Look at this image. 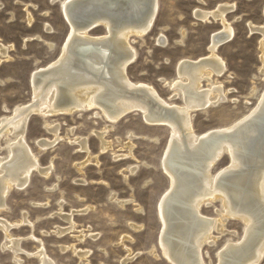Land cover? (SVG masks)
Segmentation results:
<instances>
[{
	"label": "rangeland",
	"instance_id": "obj_1",
	"mask_svg": "<svg viewBox=\"0 0 264 264\" xmlns=\"http://www.w3.org/2000/svg\"><path fill=\"white\" fill-rule=\"evenodd\" d=\"M219 3L234 4L233 11L226 14L233 35L216 48V53L225 62L226 71L211 77L212 84L221 86L225 99L192 112V126L197 134L231 125L255 108L264 90V73L259 72L260 56L264 59V39L263 49H260L262 36L259 32L250 33L247 21L257 25L264 21V0H158L153 28L132 42L137 60L128 68L130 79L153 86L162 99L180 105V95L171 99L173 92L165 82L175 77L174 64L179 58L197 59L209 54L211 35L221 28V24L212 19L198 20L193 11L198 7L213 10ZM68 32L57 2L0 0V44L9 47V58L0 62V116H9L14 105L31 101L30 73L57 59ZM90 33L101 36L106 30L99 26ZM161 34L166 39L163 46L156 40ZM47 42H52L54 47H47ZM253 85L255 91L251 93ZM206 86L207 82L203 80L202 87ZM46 122L59 124L60 138L44 150L36 140L51 141L54 138L53 133L44 128ZM104 128L107 129L105 139L110 141L111 147L100 154L96 133ZM128 133L133 134L132 155L116 160L114 153H128L125 144L129 141ZM169 134L167 126L147 125L134 111L115 122L107 120L98 108L45 118L32 114L25 138L37 155L40 167L52 164V168L48 176L33 170L25 188L12 187L6 195V206L0 210V219L18 225L10 227L6 234L0 228V264H15L7 237L20 239L21 249L17 256L22 258V264H38L35 255L28 256L25 252L34 253L41 247L54 264H123L126 256L129 258L124 264H170L158 244L161 222L157 213L159 198L169 187L168 177L160 165ZM76 137L87 138L90 153L89 161L81 171L79 164L87 154L79 150ZM4 138H0V155L6 158ZM229 161V155L223 153L211 171L224 168ZM134 163L138 165L136 172L125 179V167ZM112 192L118 199L132 198L133 202L121 206L110 197ZM209 205L202 206L201 212L209 218H219L221 201L213 200ZM87 206L86 212L72 214L73 229L56 233L69 226L64 215ZM130 223L139 228L134 229ZM224 227L223 234L213 229L212 234L218 237L212 244L203 245L204 264H217V253L226 237L231 236L234 241L241 239L244 229L241 220L227 218ZM231 231L234 234L231 235ZM71 245L77 250H89V254L81 259L69 248ZM152 249L157 257L151 253ZM257 264H264V256Z\"/></svg>",
	"mask_w": 264,
	"mask_h": 264
},
{
	"label": "bare ground",
	"instance_id": "obj_2",
	"mask_svg": "<svg viewBox=\"0 0 264 264\" xmlns=\"http://www.w3.org/2000/svg\"><path fill=\"white\" fill-rule=\"evenodd\" d=\"M51 2L58 3L69 32L57 59L34 68L30 73L31 101L14 105L9 116H0V138L5 136L8 152L6 158L0 155V210L6 206L5 197L9 190L12 187L25 188L33 170H39L44 176L51 171L52 164L40 167L37 155L25 138L27 122L32 114L45 118L98 108L107 120L115 122L134 111L147 125H164L170 132L160 161L169 187L162 193L157 205L161 222L158 244L163 257L170 264H204L203 245L212 244L218 237L212 234V230L223 234L226 219L234 218L242 221L243 235L238 241L231 236L226 237L217 253V264H257L261 261L264 256V90L255 108L233 124L198 134L192 126L193 111L225 99L221 86L212 84L211 77L226 71L225 62L216 53V48L233 35V27L226 14L233 11L234 4L219 3L213 10L198 7L193 11L198 20L219 21L221 28L211 35L208 55L197 59L182 57L175 62V77L165 82L173 92L171 99L177 95L181 97V104L175 105L162 99L153 86L132 81L128 75L129 66L137 60L132 42L153 28L158 15V0ZM262 13L264 15V5ZM27 17L30 21V14ZM99 26H103L106 33L92 35L90 32ZM247 26L250 33L261 34L259 45L263 49L264 21L259 25L247 21ZM184 33V30L181 31L182 36ZM37 38L41 39V36L37 35ZM156 40L163 46L166 39L161 34ZM46 44L49 48L54 47L52 42ZM8 49L0 44V62L9 58ZM260 60L259 72L264 73L262 56ZM203 80L207 82L204 88ZM254 91L253 85L251 93ZM44 128L54 135L51 141L43 138L36 140L37 145L45 150L60 137L58 123L46 122ZM106 128L96 133L100 140V154L111 147L110 141L105 139ZM77 138L74 140L79 150L87 154V158L79 164L78 170L81 171L89 161L90 153L87 138ZM127 138L128 153H114L116 160L132 155L133 134L128 133ZM225 152L229 155V164L212 172L211 167ZM137 167V163L128 164L124 178L133 175ZM110 197L121 206L133 202L132 198H116L115 192L110 193ZM217 199L222 205L220 217L209 218L201 212V207L210 206ZM88 208L72 210L67 215L62 213L69 226L56 233L73 229L72 214L84 213ZM22 214L26 218L25 213ZM13 225L18 223L0 219V228L5 234ZM131 227L139 228L134 224ZM232 234L234 232L231 231ZM7 238L14 263L22 264V258L17 256L21 249L20 239ZM69 248L81 259L89 254V250H77L74 245ZM25 253L35 255L38 264H54L42 247L34 253ZM151 253L157 257L154 249ZM128 258L126 256L121 263L124 264Z\"/></svg>",
	"mask_w": 264,
	"mask_h": 264
},
{
	"label": "water",
	"instance_id": "obj_3",
	"mask_svg": "<svg viewBox=\"0 0 264 264\" xmlns=\"http://www.w3.org/2000/svg\"><path fill=\"white\" fill-rule=\"evenodd\" d=\"M122 2V1H121Z\"/></svg>",
	"mask_w": 264,
	"mask_h": 264
}]
</instances>
